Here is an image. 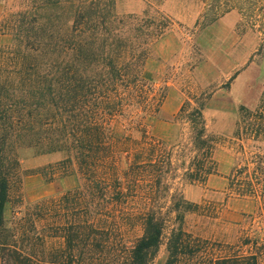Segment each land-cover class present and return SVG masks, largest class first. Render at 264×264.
I'll return each mask as SVG.
<instances>
[{"label":"trees","instance_id":"16d2710c","mask_svg":"<svg viewBox=\"0 0 264 264\" xmlns=\"http://www.w3.org/2000/svg\"><path fill=\"white\" fill-rule=\"evenodd\" d=\"M118 1L0 0V35L10 38L0 46V264H104L100 254L109 244L112 208H119L125 227L141 233L125 249L128 264H151L168 219L177 228L169 233L164 264H260L264 253L258 238L211 245L181 228L184 215L196 207L172 189L174 172H182L184 183L202 185L216 173L213 152L218 141L207 130L203 103L177 114L188 120L191 130L180 165L174 166L171 153L141 124L138 139L113 134L114 120L161 111L166 95L145 80L144 68L172 24L160 13L157 18L119 15ZM198 1L204 4L201 19L206 26L239 13L243 25L261 36L253 57L264 59V0ZM250 104L246 101L238 109L234 137L260 141L264 90L257 108L249 109ZM25 154L61 155L39 171L49 183L78 180L36 215H54L56 222L66 219L62 236L49 232L41 241L63 238L66 250L61 253L39 251L37 238L6 226L10 187ZM256 170L258 174L260 167ZM244 173V168H234L228 187L240 197H260L264 204L263 180Z\"/></svg>","mask_w":264,"mask_h":264},{"label":"rangeland","instance_id":"374dc122","mask_svg":"<svg viewBox=\"0 0 264 264\" xmlns=\"http://www.w3.org/2000/svg\"><path fill=\"white\" fill-rule=\"evenodd\" d=\"M116 9L119 15L151 18H157L156 13H160L172 24L163 39L154 45L144 68L145 80L166 95L161 111L157 115L114 120L111 123L113 134L118 138L138 139L141 134L137 130L141 124L151 139L162 143L171 153L174 166L180 165L190 147L191 130L188 120L177 118V114L180 109H192L197 102L203 103L207 130L218 141L213 152L216 173L202 185L184 183L179 177L182 172H174V180L169 181L172 189L180 191L184 199L196 207L184 215L181 228L211 245L236 244L244 236L258 238L264 253L262 199L240 197L228 187V178L234 168H244V177L251 178L255 174L264 183V138L253 141L242 134L234 137L239 107L248 101L251 103L249 109H256L264 90V59L253 57L260 34L245 27L235 11L212 25H204L201 19L204 4L198 0H119ZM9 43L7 35H0V46ZM129 120H133L132 123ZM59 160V154L23 155L20 173L11 184L5 209L6 226L18 229L29 239L37 238L39 251L51 248L61 253L66 250L65 241L60 237L48 239L47 244L41 242L43 235L49 232L62 236L66 219L56 222L54 215L47 218L39 213L40 216H36L39 209L46 207L45 203L58 199L78 183L73 177L49 183L40 175V169ZM109 215V244L100 259L104 264H128L125 249L141 233L124 226L119 208H112ZM173 228H177V224L168 219L151 264H164L166 243ZM186 263L194 264L193 261ZM260 264H264L263 259Z\"/></svg>","mask_w":264,"mask_h":264}]
</instances>
